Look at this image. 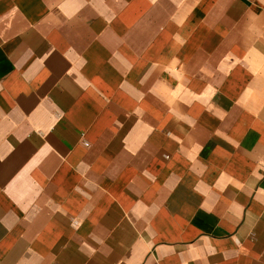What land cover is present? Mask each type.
<instances>
[{
    "label": "crops",
    "instance_id": "0c3cea01",
    "mask_svg": "<svg viewBox=\"0 0 264 264\" xmlns=\"http://www.w3.org/2000/svg\"><path fill=\"white\" fill-rule=\"evenodd\" d=\"M0 264H264V0H0Z\"/></svg>",
    "mask_w": 264,
    "mask_h": 264
}]
</instances>
